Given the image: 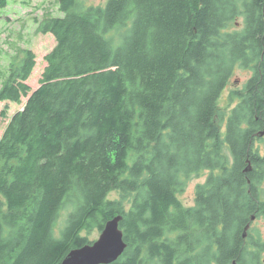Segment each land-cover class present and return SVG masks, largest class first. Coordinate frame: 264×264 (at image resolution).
Listing matches in <instances>:
<instances>
[{"label": "trees", "instance_id": "16d2710c", "mask_svg": "<svg viewBox=\"0 0 264 264\" xmlns=\"http://www.w3.org/2000/svg\"><path fill=\"white\" fill-rule=\"evenodd\" d=\"M56 1L39 87L27 51L0 89L26 100L0 139V264H61L118 215L113 264H263L264 0Z\"/></svg>", "mask_w": 264, "mask_h": 264}, {"label": "rangeland", "instance_id": "374dc122", "mask_svg": "<svg viewBox=\"0 0 264 264\" xmlns=\"http://www.w3.org/2000/svg\"><path fill=\"white\" fill-rule=\"evenodd\" d=\"M7 5L0 7V89L5 83L12 62L16 58H24L27 51H32L36 55V69L29 80V85L33 90L39 87L41 75L46 67L45 56L56 46L55 38L51 35L42 34L38 27L40 22L53 17L61 16L59 4L56 0H6ZM87 4L94 6H105L109 0H85ZM242 22V19H240ZM251 74L247 70L239 69L231 79L228 89L225 91L219 102L223 112H228L231 102V95L234 91L242 89L249 80ZM26 100L21 105L0 102V139L10 122L11 117L22 110ZM261 139V138H260ZM256 147L264 153V143L259 139ZM209 173L203 172L199 176H191L185 184L184 190L179 194L181 202L186 207L195 205L197 187L204 184ZM118 197L117 193H114ZM253 228L264 241V218L259 219ZM101 233L93 231L87 235L93 243L98 241ZM264 259V254L263 257ZM264 264V262H263Z\"/></svg>", "mask_w": 264, "mask_h": 264}, {"label": "water", "instance_id": "95a60500", "mask_svg": "<svg viewBox=\"0 0 264 264\" xmlns=\"http://www.w3.org/2000/svg\"><path fill=\"white\" fill-rule=\"evenodd\" d=\"M264 137V131L260 133ZM251 171V166L246 172ZM123 217L118 215L106 223L98 241L82 248L72 250L61 264H113L125 253L128 245L125 242L124 232L120 228ZM255 218H252V222ZM251 224L245 228L243 238L246 239ZM232 264H238L233 261Z\"/></svg>", "mask_w": 264, "mask_h": 264}, {"label": "flooded vegetation", "instance_id": "af4514ba", "mask_svg": "<svg viewBox=\"0 0 264 264\" xmlns=\"http://www.w3.org/2000/svg\"><path fill=\"white\" fill-rule=\"evenodd\" d=\"M261 138H263V137H261Z\"/></svg>", "mask_w": 264, "mask_h": 264}]
</instances>
